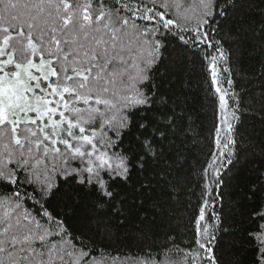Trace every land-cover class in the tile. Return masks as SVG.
Returning <instances> with one entry per match:
<instances>
[{
  "label": "trees",
  "instance_id": "obj_1",
  "mask_svg": "<svg viewBox=\"0 0 264 264\" xmlns=\"http://www.w3.org/2000/svg\"><path fill=\"white\" fill-rule=\"evenodd\" d=\"M9 60L72 129L0 121V264H264V0H0Z\"/></svg>",
  "mask_w": 264,
  "mask_h": 264
},
{
  "label": "rangeland",
  "instance_id": "obj_2",
  "mask_svg": "<svg viewBox=\"0 0 264 264\" xmlns=\"http://www.w3.org/2000/svg\"><path fill=\"white\" fill-rule=\"evenodd\" d=\"M11 61L0 65V121L20 122L36 114L37 118L34 121L40 120L55 134L61 132L63 126L71 130V121L57 119L63 117L64 111H67L63 100L64 93L57 90L51 92L47 87L43 88V84H50L51 78L55 75L51 63L40 60L26 67H17L15 73H10L7 69ZM40 90H44V97L47 98L37 97ZM51 96L53 98L57 96L60 102H56L55 99L51 101L49 99ZM53 102L57 103L54 105L56 108L53 107Z\"/></svg>",
  "mask_w": 264,
  "mask_h": 264
}]
</instances>
